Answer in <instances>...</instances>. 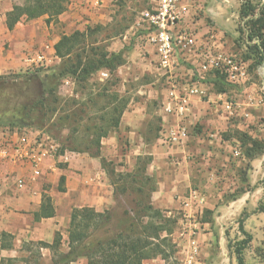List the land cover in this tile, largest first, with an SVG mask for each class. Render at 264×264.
Masks as SVG:
<instances>
[{
	"label": "crops",
	"instance_id": "crops-1",
	"mask_svg": "<svg viewBox=\"0 0 264 264\" xmlns=\"http://www.w3.org/2000/svg\"><path fill=\"white\" fill-rule=\"evenodd\" d=\"M6 1H0V4L6 8V14L4 13L1 16L2 13L0 12V75L15 66L19 70L26 65L34 68L44 64L60 68L63 59L57 55L55 45L65 35H71L70 30L73 27L82 30L81 27L87 26L86 23L90 24V22L100 26H107L113 20V17L109 15L113 11L107 8L110 0H82L84 4L82 8H78L77 4L73 8V4H71L68 8L69 10L59 16L61 21L68 23L65 28L64 24H62L63 26L53 30L52 24L49 27L45 23V29L43 25L45 20L46 22L48 21V17L43 16L36 20L28 21L23 19L13 30H9L6 24L7 13L12 10L14 5L7 7L4 5ZM192 2H194L192 6H195L197 1L193 0ZM82 11L85 14H90L91 21H82V16H80ZM193 14L196 13L194 12ZM191 18L188 19L190 29L197 30L198 35L204 36V39L213 35L217 45L226 49L225 44L227 42H223V37H225L223 33L222 35L220 31H214L215 29H212V31L202 29L199 27L198 21L193 19L194 15ZM34 36H38V38ZM132 36L136 40L137 45L135 47L137 52L144 53L142 55L139 52L141 58H139L140 60L136 59L139 68L137 76L141 71L143 75L152 72L153 74L165 76L168 84L167 73L159 66L156 48L147 41V37L144 36L143 32L140 34L133 33ZM10 41L13 44V50L5 53V46ZM116 46L117 44L111 47L106 46L105 51L108 54L122 53L125 62L115 72L118 71L120 73H118L119 76L116 73L117 77H123L124 80H127L129 76L134 74L131 71L134 65L130 64L132 59L127 60L125 52L117 50ZM39 54L45 57V62L40 65L37 61ZM176 61L178 66H176L174 73L182 79V82L189 79L194 68L196 69L198 66L194 53L179 54ZM181 62L189 64L192 68L186 72L179 71ZM103 73L110 75L107 70L98 72L97 75L100 76L99 78L102 81L104 80L103 77H107ZM241 84H243L241 92L245 93L244 96H242L240 91H235L234 89H228V91L221 93L217 92V90L209 92L208 100H203L204 98L200 97L192 98L188 112L182 117L165 112V105L169 99L170 91V85L168 84L160 93L163 94L161 104L158 107H154V114L157 117V122H159V127L155 130L152 123L154 119H152V111H149V99L147 98L149 93L153 96L151 91L153 87L151 83H143L138 92L141 93L142 97H145L146 102L136 100L130 102L122 115L119 128L102 139L101 157H92L88 153H76L72 156L69 163H63L55 171L45 173L37 183H30L23 189L17 187L6 176L11 173L17 176L26 175L28 174V167L21 165L9 166L0 162V259L8 256L9 253L17 252V243L25 244L31 241L52 243L56 232L61 233L63 245L68 248L70 219L74 208L92 207L100 212L109 209L114 202V191L102 167V157L114 159L121 156L122 159H126V164H129V159L134 161L135 158L147 156L148 163L145 166V171L148 176L156 181L157 186L150 201L154 208L169 212L183 209L189 213V216L186 215L189 219L194 216L193 213L199 210V212L203 213L206 206L213 209L214 205L217 206L218 200L214 202L213 198H211L212 192L205 195L200 193L199 189L193 187V180L197 176L196 173L203 172L206 165L210 164L211 170L208 169V166L207 171L203 172L206 175V184L202 185V189L213 191V188H216V183L211 178H208L209 171L214 178H224L222 175L226 172L230 154L236 149L237 144L233 147L231 143V141L234 142L236 140L235 137H229L226 134L231 124L228 122V117L223 111L224 107L220 100L232 95L243 97L241 101L244 100V106H252L253 110H259L257 115H255V112L244 113L249 116L250 122L251 119L254 122L258 118H264V99L257 92H253L254 87H248L244 83ZM60 91L75 95L82 94L81 91H78L77 82L71 77H66L62 80L59 87ZM120 91L122 93L125 90L120 89ZM155 94L156 96L159 95L158 92ZM152 126L155 131L153 137L149 135ZM197 126H199L198 129L200 130L198 134L195 132ZM180 127L187 129V136L180 143H171L168 140L169 135ZM245 127V125L238 124L236 131L248 132L252 135V130H244ZM6 130L1 132L0 141L9 135L8 130ZM14 136H17V134H14ZM250 165L251 172L252 166L255 169L259 167L257 160H253V162L250 160ZM249 177L251 179V173ZM59 182L64 183L65 189L63 193L56 189ZM221 182L224 185L227 184V182ZM248 183L250 185V180ZM188 192L190 194L186 196ZM193 192H197L204 199L202 207H198L195 204L186 205L187 202H192L190 197ZM44 195L51 197L55 215L36 219L35 214L41 209ZM251 196V190L246 187L236 198L230 200L228 205L232 203L235 207L244 208L246 206L244 204H247ZM242 202L243 204H241ZM221 210L223 209L221 208ZM3 233L13 236V249L1 248ZM79 263L87 264V260L81 258L72 264ZM161 263L159 259H150L144 262V264Z\"/></svg>",
	"mask_w": 264,
	"mask_h": 264
},
{
	"label": "rangeland",
	"instance_id": "rangeland-1",
	"mask_svg": "<svg viewBox=\"0 0 264 264\" xmlns=\"http://www.w3.org/2000/svg\"><path fill=\"white\" fill-rule=\"evenodd\" d=\"M149 1L150 0H110V4L107 8L113 11L112 13H109V15L113 17V20L110 21L107 26H101V28L97 30L95 34L93 33V35H91V29H96L100 25L92 22H90V24L86 23L87 26L81 27L82 30H79L75 27L70 30V33H74L75 31H87V41L85 42L86 44L90 41L97 42V46L99 47H111L114 44H117L116 49L125 52L127 60L132 59V62H130V64L134 65L133 69L131 70L134 73L133 76H129L127 80H124L123 77L116 76V73L118 76L120 74L117 71L112 75L103 77L104 80L102 81L99 78L100 76L97 75L98 73H96L92 78L87 81V83H83L86 84V88L85 90H82V94L75 95L65 91H60V97H62L64 102L68 103V110H73V108L86 109L88 113L83 114L84 117L71 116V118L66 122L69 123V129H62L56 127L54 121L55 119L58 120L59 117L64 114H72V110L66 113L59 111L55 114V116H53L50 121L45 124V126L36 127L32 129L44 131L46 133L49 132V135L59 138L60 140L65 139V137L68 135H75V137L78 138V141L81 142L77 144L80 145L79 147L84 149L86 144L83 143H87L89 140L96 137L94 129L92 128V130H89L88 127L92 125H96L97 128L106 126L105 120H103L102 117L107 111L111 110L114 105L113 102L110 101L111 92H118L119 90L118 94L122 98L129 100L128 105L130 104V102H132V100H136L139 102L142 101L145 103V97H142L141 93L138 92V89L142 86L143 83H151L153 87V89L151 90L153 96H151L150 93L147 95V98L149 99L148 105L150 107L149 111H152L151 115L153 117L152 119H154L152 120L154 129L156 130V128L159 127V122H157V117L154 114V107H158V105L161 104L163 94L160 93L164 90L166 86H168V84L166 83L167 79L165 76L153 74L152 72H148V74L143 75L141 71L138 73L139 75L137 76L139 68L137 66L138 63L136 59L141 58L140 53L142 55L144 53L140 51L137 52V48L135 47V45H137L136 40L132 36L134 32L133 30H131L136 20L138 19L140 12L148 6ZM192 1L193 0H191V3L195 2ZM196 1V5L193 6V11L196 13L194 14L195 16L193 19H196V21H198V25L202 29H208L209 31L215 29L214 31H220L221 34L223 33L225 35V37H223V42H227V44H225V50L231 53L238 54L249 65V78L244 84H246V86L248 87H254L253 92H257L259 96L264 99V63H262L261 65H256V60L254 59V57L252 58V54L247 45L248 34L247 32L243 33V30H241V28L244 26V21L241 19L240 16V8L243 0H224V2H222L223 0ZM244 1H251L253 6L257 9L260 8L259 5L264 4V0ZM24 2L25 0H7L6 4L4 2V5L9 7L10 5H20ZM71 4H73V8L76 7V4L78 5V8H82V6H84L82 0H69L67 10H69L68 8ZM0 12L2 13L1 16L4 13L6 14V8L1 4ZM80 16H82L83 22L84 20L91 21L90 14H85L84 11L80 12ZM45 23L48 24L49 27L52 24L53 30H57L58 27L63 26L62 24H64L65 28L68 24L64 21H61L59 17L51 19L49 22H46L45 20L43 26L46 29ZM34 37L38 38V36ZM8 43L9 44H7L4 49L5 53H7L9 50H13L12 42L10 41ZM15 67L8 70V72L2 74V76H7L8 79H17L14 78L16 77L15 75L25 74L28 71L38 72L42 76L47 74L58 73L60 71V68H58L57 66H47L46 64L34 68H30L26 65L20 70L16 69ZM191 68L192 66H190L189 64L181 62L179 66V71L186 72ZM81 84L82 83L79 84L80 86L78 87V90L81 89ZM242 85L243 84L229 85L228 89H234L235 91L237 90L241 92V90L243 89ZM105 87H108L107 92H104L105 94L107 93L108 96H100V93L103 92L102 89H104ZM120 89H124L126 92L124 91L121 93ZM214 91H216V89L213 85L208 87V96L205 97L203 100H208L210 96L209 92ZM156 92L159 93L158 96H156ZM0 93L3 94V99L0 101V117H3V119H0L2 120L0 122L1 134V132L5 131L6 129L12 130L15 127V129L21 127V124H19L17 121L15 123L11 120V118H13L14 120L18 119L20 118V116L17 113L13 112L14 110L11 108L13 107V100L10 97V90H3V92ZM244 95L245 93L243 92L242 96ZM227 98L228 100L234 102L235 108L233 114L229 113L226 109L223 108V111L228 117V122L229 124H231V127L226 132V134H228L229 137H235L236 140L234 142L231 141V143L233 144V147L237 144L235 148L239 147L241 149V155L236 156L235 149L231 152L230 158L227 163L226 172L222 175L224 178H214L213 176H211V173L209 171L210 177L208 175V178H211L216 183V188H213V191L202 189V185L206 184V175L203 172L207 171V167L210 164L206 165V168H204L205 170H203V172L196 173L197 176H195L193 180V187L199 189L198 191L204 195L212 192L211 198H213L214 202L218 200L216 204L217 206L214 205L213 209L208 208L206 206L203 213L199 212V210L193 213L194 216L190 217V219L186 216H189V213L183 209L167 213L172 217H176L178 219V223L171 236L173 239L174 247L169 250L168 259H163L162 257L154 258L159 259L162 262L161 264H186L185 256L186 253L189 251L192 245L191 242L193 240L196 241V245L199 247V252L193 264H238L236 256L234 255L233 251L229 248V244H231L233 248H235L238 244L248 239L247 235L251 237V240L249 241L244 250L245 264H264V212L257 211L260 206H264V153L258 155V157L254 159L258 161L259 167L255 169L252 166L251 172L250 160L243 155L244 148H242L241 142L237 140L236 134L237 125L241 124L246 126L244 130H252V136L254 138L264 139V118H258L254 122L251 119L250 122L249 116L245 115L244 113L255 112V115H257L259 110H253L254 108L252 106H247L249 108L244 106V100L241 101L243 97L240 98V96L235 97L232 95L228 96ZM75 101L76 105L74 106ZM106 106H109L110 109L105 111L104 107ZM7 107H9L8 110H6ZM245 108L247 109L244 110ZM248 125L249 127H247ZM153 126L151 127V130L149 132V135L152 137L155 135ZM198 128L199 126L195 128V132L197 134L200 133V130ZM23 130L24 128L16 131L22 133ZM95 152L96 148H91L88 154L94 157ZM142 158L143 160L139 161L136 158L134 161L132 159H129V164H126V159H122L121 156H118V158L114 159H106H109L108 161L112 162L110 168H115L116 171L123 173L137 172L136 174H138L139 170L143 169L148 162L147 156H144ZM261 162L262 164L260 165ZM208 169L211 170V166H209ZM104 171L106 172L105 169ZM250 173L251 179L249 177ZM106 174L111 182L109 174L107 172ZM249 180L251 186L248 183ZM221 181L227 182V184L224 185ZM130 182V179H124L123 181H120V183L128 184L129 186ZM112 187L115 193L114 186L112 185ZM246 187L252 192V196L249 198L247 204H244V206H246L242 208L240 206L235 207L234 205H232V203L228 205V202L232 200L233 196L244 191ZM56 189L60 193H63L65 189L64 183L59 182V185L56 186ZM114 193V202L109 209H112V211L114 212L115 222L117 223L120 220L125 206L127 205V203H129L131 196L124 195L119 199V201H116ZM189 194L190 192H188L186 196H189ZM241 204H243V202ZM221 208L223 210H221ZM244 214H246V216L243 225L247 235H245L240 230L238 223ZM192 229L193 231H195V236H191L189 234L192 232ZM9 239L7 240L9 241ZM25 247V244L17 243L16 250L18 251L15 253L12 252V254L9 253L8 256L18 257L20 259L28 258V256L30 257L32 255V251L26 252ZM62 249L67 250L68 248L62 245ZM33 254H35V260H31L30 264H50L52 254L49 250L44 249L39 253L33 252ZM18 264L26 263L21 260V262H19Z\"/></svg>",
	"mask_w": 264,
	"mask_h": 264
},
{
	"label": "trees",
	"instance_id": "trees-1",
	"mask_svg": "<svg viewBox=\"0 0 264 264\" xmlns=\"http://www.w3.org/2000/svg\"><path fill=\"white\" fill-rule=\"evenodd\" d=\"M68 3L69 0H26L23 4L14 5L12 10L7 13V27L9 30H13L23 19L34 20L43 16H47L49 22L63 14L67 10ZM259 6L260 8L257 9L251 1L243 0L240 8V16L244 21L241 30L248 34L247 45L252 58L254 57L256 60V65L264 63V4ZM100 28L101 26L91 29V35ZM254 40H257L258 43H253ZM86 41L87 31H75L71 35H65L55 45L57 55L63 59L58 73L42 76L38 72L28 71L25 74L15 75L14 78L17 79H8L7 76L0 75V92L10 90V97L13 100L11 108L20 116L15 120L11 118L13 122L17 121L21 124V127L17 129L43 127L59 111L66 113L72 110L67 109L68 103L64 102L59 95V87L64 78H73L78 87L82 83L81 89L78 90L82 92L86 88V84L83 83H87L96 73L107 70L112 75L119 66L124 64L122 53L108 54L104 46H97L95 41L86 44ZM209 80L220 93L228 91L229 85H232L227 81L226 76L219 72L211 75ZM102 90L100 96H106L107 93L104 92H107L108 87ZM110 97V101L114 105L102 117L106 126L97 128L96 125H92L88 127L89 130L94 129L96 137L83 143L86 144L84 149L77 144L81 142L75 135H68L63 140L54 137L61 143L64 150L89 153L91 148H96L94 156L101 157L102 139L119 128L122 115L129 103V100L122 98L118 92H111ZM2 99L3 94L0 93V101ZM108 109H110L109 106L104 107L105 111ZM71 113L60 116L58 120L55 119L56 127L69 129V123L66 122L71 116L82 117L88 112L86 109L73 108ZM236 134L237 140L244 148L243 155L247 159L254 160L258 155L264 153V139H256L248 132L243 131H237ZM139 160H143V158L139 157ZM101 163L114 186L116 201H119L124 195L131 196L120 220L115 222L112 209L100 212L92 207L74 208L70 219L67 251L62 249L63 237L61 233L56 232L52 243L45 241L25 243V251H32L30 257L24 259L2 257L0 264H18L21 260L30 264L31 260H35L33 252L39 253L43 249H48L52 254L50 264H72L81 258L86 259L87 264H144L145 261L156 257L168 259L169 250L174 247L171 236L177 226L178 219L167 214L171 212L154 208L150 204L152 194L156 191L157 186L154 179L146 174V167L140 169L138 174H136L137 172L123 173L116 171L115 168H110L112 162L104 157L101 158ZM124 179H130V186L120 183ZM237 195H234L232 199ZM257 211L264 212V206H260ZM35 215L36 219L55 215L50 196L44 195L41 209ZM245 216L246 214L238 223L240 230L247 235L243 225ZM247 236L248 239L235 248L229 244L238 264H245L244 250L251 240V237ZM12 239L11 234L3 233L1 248L13 249Z\"/></svg>",
	"mask_w": 264,
	"mask_h": 264
},
{
	"label": "built area",
	"instance_id": "built-area-1",
	"mask_svg": "<svg viewBox=\"0 0 264 264\" xmlns=\"http://www.w3.org/2000/svg\"><path fill=\"white\" fill-rule=\"evenodd\" d=\"M191 0H150L132 27L134 34L144 33L147 41L156 48L159 66L167 73L170 85L169 99L165 112L182 117L189 110L192 98L208 96V87L212 85L211 75L219 72L226 76L229 83H245L249 78V65L238 54L226 51L217 45L215 37L198 35V31L190 29L188 19L193 14ZM195 16V15H194ZM253 43H258L254 40ZM195 54L198 65L189 79L181 81L174 70L178 66L179 54ZM38 64L45 62L42 54L38 55ZM104 76L108 74L103 73ZM224 109L233 114L235 104L227 98L221 99ZM8 130L9 135L0 141V162L9 166H27L28 174L17 176L11 173L6 178L11 179L17 187L23 189L28 184L37 183L47 172L55 171L60 164L69 163L77 152L64 150L60 142L44 131L32 128ZM17 134V136H14ZM188 131L180 127L172 131L168 137L171 143H180ZM235 155H241V149H235ZM13 178V179H12ZM192 202L202 207L204 199L197 192L191 195ZM195 236V231L190 233ZM186 253V264H193L199 252L196 241Z\"/></svg>",
	"mask_w": 264,
	"mask_h": 264
}]
</instances>
